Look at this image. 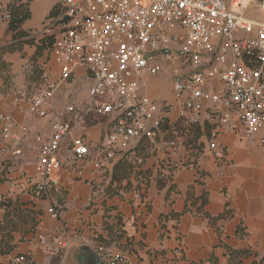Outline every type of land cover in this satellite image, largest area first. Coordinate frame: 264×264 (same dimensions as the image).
Here are the masks:
<instances>
[{"label": "built area", "instance_id": "built-area-1", "mask_svg": "<svg viewBox=\"0 0 264 264\" xmlns=\"http://www.w3.org/2000/svg\"><path fill=\"white\" fill-rule=\"evenodd\" d=\"M252 1L264 16V0H58L59 13L45 21L42 35H54L52 54L60 67L56 75L45 69L30 112L47 118L78 69L91 86L87 103L68 104L56 114L51 132L35 137L38 196L63 169L60 151L67 139L76 163L110 173L127 162L138 181L136 203L146 201L150 181L173 184L182 168L203 181L202 156L210 153L220 163L227 157L217 142L221 133L256 138L264 157V19L246 16ZM167 69L171 99L159 101L145 90ZM176 107L178 118L171 121ZM103 121L107 129L97 145L75 136ZM14 129L19 138L29 133L1 113V134L7 138ZM195 130L203 131L197 140ZM159 149L164 156L144 171ZM49 213L59 216L54 208ZM98 253L107 264H127L124 255L103 246Z\"/></svg>", "mask_w": 264, "mask_h": 264}, {"label": "crops", "instance_id": "crops-1", "mask_svg": "<svg viewBox=\"0 0 264 264\" xmlns=\"http://www.w3.org/2000/svg\"><path fill=\"white\" fill-rule=\"evenodd\" d=\"M11 1L0 0V9ZM57 2L30 3L31 17L22 29L35 37L37 43ZM11 38L9 22L0 10V42H10ZM37 49V45H25L22 52L7 53L4 59L12 75L7 87L0 76V114L11 115L19 128L29 130L24 138H19L18 129L7 138L0 132V170L6 176L0 185V224L6 213L1 203L7 200L17 204L24 214H36L39 221L34 232H14V248L0 254V264H92L91 255L83 248L88 247L99 255L100 246L121 253L127 264H232L229 251L250 252L237 264H264V157L254 137L221 133L217 142L226 150L227 157L220 163L210 153L202 156L206 173L203 186L195 183L192 169L182 168L173 184L150 181L143 203L133 199L138 185L136 172L131 169L128 179L112 183L115 166L109 173L96 170L89 162H74L67 139L60 151L63 169L52 177L46 192L38 196L36 184L40 178L35 171L38 157L35 137H45L51 132L56 114L67 106L62 101L68 92L65 87L58 92L47 118L39 119L31 114V102L37 93L29 97L36 85L30 76L40 75L42 67L56 75L60 67L52 53L45 51L38 56ZM34 69L38 70L36 74ZM159 78L149 81L145 93L162 101L158 94L165 84ZM73 79L91 86L89 76L82 69L76 71ZM86 94L89 99V90ZM178 112L177 107L173 109L171 121L177 120ZM106 129L107 123L103 121L78 129L75 136H83L97 145ZM202 134L203 131L195 130V140ZM150 155L144 171L152 170L154 161L164 156L163 149ZM192 190L197 197L204 190L207 192L204 212L208 216L218 218L228 211L227 216L210 221L185 213ZM51 208L59 212L57 218L49 213ZM17 219L14 218L21 223ZM58 242H66L68 246L62 249ZM20 257L26 260L19 262ZM100 262L107 264L102 259Z\"/></svg>", "mask_w": 264, "mask_h": 264}, {"label": "trees", "instance_id": "trees-1", "mask_svg": "<svg viewBox=\"0 0 264 264\" xmlns=\"http://www.w3.org/2000/svg\"><path fill=\"white\" fill-rule=\"evenodd\" d=\"M33 0H27L23 2L21 0H13L7 3L0 10L3 12L9 22V30L12 34V38L10 42L2 43L0 42V76L4 79L5 85L10 83L12 79L10 65L4 59V56L7 53L14 52H22L24 50L25 45H37V54L38 56L43 55L45 51L50 55L52 53L53 44H54V35H41L39 43L36 42L35 37H31V34L24 29H22L23 24L30 19L31 11H30V3ZM59 9L56 5L50 14L49 18H54L58 15ZM40 75H31L32 78L36 82V89L38 91L41 88V76H43L45 67L39 69ZM38 72L37 69H34V74ZM39 79V81H37ZM39 84V85H38ZM6 91L5 89L3 90ZM114 177L112 179V183L115 181H123L124 179H128L131 174V166L125 162L120 161L115 166ZM6 181L5 171L0 170V185ZM196 184L202 185V181H195ZM208 204L207 192L204 190L201 196H195L193 190L189 192L187 201H186V209L185 213H192L196 216L206 217L210 221H216L217 219H221L226 217V214L213 218L208 216L204 212L205 206ZM1 206L5 209V219L2 224H0V235L2 238L0 239V254L9 253L14 245L12 244L14 240V232L22 231L27 234L29 231L34 232L39 224L37 221V215L24 214L18 208L17 204L12 205L10 201H2ZM17 217L21 220V223L15 221L14 218ZM17 219V220H18ZM250 252L248 251H229L230 261L232 264H237L240 262L242 258L249 256ZM264 259V258H263Z\"/></svg>", "mask_w": 264, "mask_h": 264}, {"label": "rangeland", "instance_id": "rangeland-1", "mask_svg": "<svg viewBox=\"0 0 264 264\" xmlns=\"http://www.w3.org/2000/svg\"><path fill=\"white\" fill-rule=\"evenodd\" d=\"M246 16L252 19H264V16L262 12L259 10V7L257 5L256 1H252L251 4L249 5L247 11L245 12ZM172 75L171 69L164 70L163 72L160 73V76H158L159 79L163 80V84H165L163 87H161L160 92L158 94V98L163 100H170L171 99V78L170 76ZM41 80V79H40ZM158 80V79H157ZM41 81H39L40 84ZM38 84V85H39ZM69 86H65L66 91V98L62 101V104L68 105L70 103H75V104H84L88 100L87 94L90 85H88L86 82H80L75 79H72L70 83L68 84ZM71 85V86H70ZM39 88V86H38ZM38 88L36 89V86L34 87V92H32L29 97L32 98L35 93L38 92ZM86 101V102H85Z\"/></svg>", "mask_w": 264, "mask_h": 264}, {"label": "water", "instance_id": "water-1", "mask_svg": "<svg viewBox=\"0 0 264 264\" xmlns=\"http://www.w3.org/2000/svg\"><path fill=\"white\" fill-rule=\"evenodd\" d=\"M83 251H87L91 255L92 264H104L100 262L101 259L95 251L91 250L88 247L83 248Z\"/></svg>", "mask_w": 264, "mask_h": 264}]
</instances>
